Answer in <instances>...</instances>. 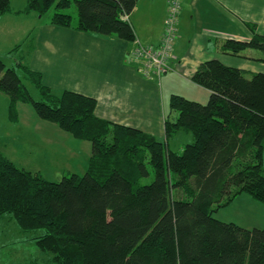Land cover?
<instances>
[{
  "label": "trees",
  "instance_id": "1",
  "mask_svg": "<svg viewBox=\"0 0 264 264\" xmlns=\"http://www.w3.org/2000/svg\"><path fill=\"white\" fill-rule=\"evenodd\" d=\"M11 1L0 0V16L21 13ZM139 1L27 0L22 11L44 15L56 2L52 24L134 41L130 16ZM72 3L76 17L64 11ZM247 25L249 40L228 38L220 50L264 61V34ZM28 39L30 53L36 42ZM23 58L11 66L0 59L11 118H18L19 102L30 103L41 119L90 141L91 156L83 175L53 181L0 150V218L14 217L55 264H264V227L214 216L243 192L264 202V71L218 58L202 62L192 80L210 90L209 100L173 93L162 140L98 116L94 96L54 92ZM181 134L191 140L180 152L169 141ZM151 171L152 181L142 183Z\"/></svg>",
  "mask_w": 264,
  "mask_h": 264
},
{
  "label": "crops",
  "instance_id": "2",
  "mask_svg": "<svg viewBox=\"0 0 264 264\" xmlns=\"http://www.w3.org/2000/svg\"><path fill=\"white\" fill-rule=\"evenodd\" d=\"M168 5V0L139 1L130 20L141 42H160ZM248 23L264 34V0H183L179 35L170 59L172 69L160 79L145 77L130 56L134 41L115 35L50 23L40 26L37 32L27 29L23 36L34 37L36 42L35 49L27 53L28 65L43 72L44 82L54 92L70 89L94 96L98 116L156 135L164 132L173 93L201 103L209 100L210 90L192 80L205 60L218 58L250 72L264 71V61L220 50L228 38L249 40L253 34ZM42 48L47 50V61L39 66L36 57ZM250 53L258 56L254 51ZM153 123L158 124L157 130ZM185 135L191 140L189 134Z\"/></svg>",
  "mask_w": 264,
  "mask_h": 264
},
{
  "label": "rangeland",
  "instance_id": "3",
  "mask_svg": "<svg viewBox=\"0 0 264 264\" xmlns=\"http://www.w3.org/2000/svg\"><path fill=\"white\" fill-rule=\"evenodd\" d=\"M27 0H12V10H21L12 17L8 13L0 16V59L8 66L14 65L18 58L24 56L28 64L29 40L23 34L27 29L40 30V26L51 23L56 11V2L44 14L22 11ZM76 17L75 4L65 9ZM84 32V31H81ZM39 33V31H38ZM24 37V38H23ZM258 55L260 51L251 50ZM39 66L47 61V50L42 48L36 57ZM88 67V66H87ZM23 76V74H22ZM35 98L39 92L24 78ZM61 93V92H60ZM18 118L10 116V98L0 90V150L12 159L19 167L40 172L45 178L59 181L63 176L73 173L83 175L91 156V142L74 137L63 130L58 123L41 119L30 103L19 102ZM158 128V124L153 123ZM165 131V130H164ZM165 139V133H156ZM185 134L170 139V147L175 150L188 142ZM182 150H180L181 152ZM153 172L142 179L149 183ZM214 216L222 221H233L244 227H264V202L243 192L226 206L219 208ZM31 234L25 232L14 217L6 214L0 218V264H55L50 259L52 253L41 249Z\"/></svg>",
  "mask_w": 264,
  "mask_h": 264
},
{
  "label": "built area",
  "instance_id": "4",
  "mask_svg": "<svg viewBox=\"0 0 264 264\" xmlns=\"http://www.w3.org/2000/svg\"><path fill=\"white\" fill-rule=\"evenodd\" d=\"M168 12L164 22V32L158 44H145L138 37L130 52L131 59L137 62L138 69L149 79H160L172 67L175 42L179 35V20L183 0H168Z\"/></svg>",
  "mask_w": 264,
  "mask_h": 264
}]
</instances>
